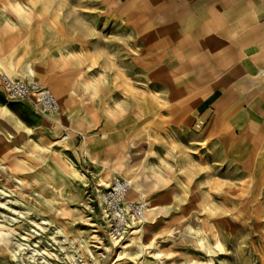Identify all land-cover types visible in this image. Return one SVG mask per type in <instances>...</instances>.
<instances>
[{"label": "rangeland", "instance_id": "obj_1", "mask_svg": "<svg viewBox=\"0 0 264 264\" xmlns=\"http://www.w3.org/2000/svg\"><path fill=\"white\" fill-rule=\"evenodd\" d=\"M122 3L0 0V78L60 105L43 114L0 80V264H264V87L247 64L264 0H235L231 48L225 14ZM114 176L151 205L119 243L96 200Z\"/></svg>", "mask_w": 264, "mask_h": 264}, {"label": "built area", "instance_id": "obj_2", "mask_svg": "<svg viewBox=\"0 0 264 264\" xmlns=\"http://www.w3.org/2000/svg\"><path fill=\"white\" fill-rule=\"evenodd\" d=\"M257 75L264 84V66ZM1 83L12 101H25L34 98L41 113L53 115L60 105L53 92L38 80H14L2 75ZM133 185L127 178L114 176L105 188H96V200L100 213V223L107 238L119 243L134 230L141 227L151 211L150 202L130 200L128 195Z\"/></svg>", "mask_w": 264, "mask_h": 264}, {"label": "crops", "instance_id": "obj_3", "mask_svg": "<svg viewBox=\"0 0 264 264\" xmlns=\"http://www.w3.org/2000/svg\"><path fill=\"white\" fill-rule=\"evenodd\" d=\"M170 0H125V3H122V6L130 7L131 10L137 11H150V10H159L162 7H153L164 5L169 3ZM178 1V10L180 11H194V12H213L215 14H225L226 19V28L227 35L224 37L227 41V47L231 48L230 43L232 42V37L238 33L237 24L241 22L239 19L240 16L236 18L235 12L240 11L236 9L239 7L238 4L235 3V0H175ZM253 3V2H252ZM251 3V4H252ZM243 6V5H242ZM243 11L249 10L246 6L240 8ZM177 10V9H176ZM264 16V3L261 5L260 10ZM262 34L261 36H263ZM262 39V40H261ZM258 41L259 48L252 51L250 54L251 61L249 64V68L251 72L249 73L250 80L252 83V87L250 89L251 92L262 93V89H258L261 85L264 87L262 83V79L257 75L258 71L264 66V36L261 37ZM33 72V70H32ZM254 84V85H253ZM255 86V88H254ZM258 89V90H256ZM128 198L131 200L130 194ZM136 201V200H135Z\"/></svg>", "mask_w": 264, "mask_h": 264}, {"label": "bare ground", "instance_id": "obj_4", "mask_svg": "<svg viewBox=\"0 0 264 264\" xmlns=\"http://www.w3.org/2000/svg\"><path fill=\"white\" fill-rule=\"evenodd\" d=\"M206 40V39H205ZM147 42V41H146ZM151 43V42H150ZM192 50V49H191ZM188 54H189V52H188ZM188 56V55H187ZM194 57V56H193ZM188 58V57H187ZM190 59V58H189ZM223 61V60H222ZM212 67V66H211ZM32 71V70H31ZM58 80V79H57ZM56 80V81H57ZM55 82V81H54ZM210 83V82H209ZM60 85H62V84H60ZM207 85V84H206ZM210 85V84H209ZM52 86V85H51ZM58 87V86H57ZM62 87V86H61ZM204 87H206V86H204ZM65 88V87H64ZM58 89H59V87H58ZM227 95V94H226ZM226 98V97H225ZM223 100H225L226 101V99H223ZM69 101V100H68ZM71 103V102H70ZM251 103V102H250ZM66 104V103H65ZM64 105V104H63ZM74 106V105H73ZM67 107V106H66ZM175 107H176V105H175ZM174 107V108H175ZM172 108V107H171ZM1 109H3V110H7V108L5 107V106H2L1 107ZM243 109V108H242ZM241 109V110H242ZM173 110V109H172ZM227 110V109H226ZM229 110V109H228ZM227 110V111H228ZM243 111V110H242ZM191 113V112H190ZM178 114V113H177ZM208 115V114H207ZM224 115H226V113L224 114ZM176 116V115H175ZM175 116H172V117H175ZM221 117H222V115H221ZM224 117H226V116H224ZM237 117V116H236ZM169 118V117H168ZM217 118V117H216ZM243 119H244V117H243ZM246 119V118H245ZM80 120V119H79ZM118 119H115V124H114V126H118V127H123V126H125V124H126V122H127V120H124V121H117ZM172 120V119H171ZM174 120V119H173ZM180 120H182V119H180ZM194 120V119H193ZM240 120V119H239ZM242 120V119H241ZM57 121V120H56ZM166 121V120H165ZM176 122V121H175ZM246 122V121H245ZM168 123V122H167ZM174 123V122H173ZM241 123H243V122H241ZM239 124V123H238ZM127 125V124H126ZM185 125V124H184ZM201 125V124H200ZM187 126V125H186ZM244 126V125H243ZM126 130H129L128 131V133H127V135H129L130 137H131V134H132V131H134L132 128H129V129H126ZM121 133V132H120ZM119 134V133H118ZM121 135H126V131H123L122 133H121ZM120 135V136H121ZM115 138V137H114ZM113 138V139H114ZM117 138V137H116ZM239 138V137H238ZM117 140H119V139H117ZM111 142V141H110ZM148 142V141H147ZM111 144V143H110ZM122 145V144H121ZM151 145V144H150ZM131 160V159H130ZM129 160V161H130ZM46 161V160H45ZM51 161V160H50ZM54 163V162H53ZM47 164V163H46ZM61 165V164H60ZM121 165V162L120 161H118V163H117V167H119ZM64 167V166H63ZM125 167V166H124ZM120 168V167H119ZM42 169V168H41ZM120 170V169H119ZM124 170V169H123ZM44 172V171H43ZM45 173V172H44ZM54 174H55V172H54ZM53 177H54V175H53ZM48 178H50V177H48ZM103 180H105V179H103ZM55 181V180H54ZM131 181H132V179H131ZM48 182V181H47ZM50 182V181H49ZM109 182H110V180H109ZM55 184V183H54ZM65 184V183H64ZM137 184V183H136ZM135 185V184H134ZM44 188H45V186H44ZM46 189V188H45ZM134 189V188H133ZM143 188H142V184L138 181V186L135 188V193L133 192L131 195H132V198H134V199H139V198H141L143 195H142V193H141V190H142ZM42 190V189H41ZM47 191V190H46ZM55 191V190H54ZM143 192V191H142ZM44 193V192H43ZM54 193V192H53ZM44 195V194H43ZM52 195V194H51ZM51 200V199H50ZM153 210V209H152ZM154 211V210H153ZM149 215V214H148ZM151 218V217H150ZM152 219V218H151ZM133 233L134 234H137L138 233V230L137 229H134V231H133Z\"/></svg>", "mask_w": 264, "mask_h": 264}]
</instances>
